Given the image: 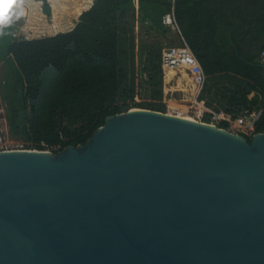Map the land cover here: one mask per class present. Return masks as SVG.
<instances>
[{
  "label": "water",
  "instance_id": "1",
  "mask_svg": "<svg viewBox=\"0 0 264 264\" xmlns=\"http://www.w3.org/2000/svg\"><path fill=\"white\" fill-rule=\"evenodd\" d=\"M0 264H264V132L132 109L0 151Z\"/></svg>",
  "mask_w": 264,
  "mask_h": 264
},
{
  "label": "trees",
  "instance_id": "2",
  "mask_svg": "<svg viewBox=\"0 0 264 264\" xmlns=\"http://www.w3.org/2000/svg\"><path fill=\"white\" fill-rule=\"evenodd\" d=\"M36 1L50 17L48 1ZM136 1L137 8L135 0H95L69 31L52 36L0 37L5 119L23 149L55 154L84 145L107 117L140 106L139 88L149 99L144 109L167 113L160 57L168 46L156 38L171 28L202 69V94L214 100L206 105L233 118L261 111L255 132H264V0ZM134 23L145 36L138 45Z\"/></svg>",
  "mask_w": 264,
  "mask_h": 264
},
{
  "label": "rangeland",
  "instance_id": "3",
  "mask_svg": "<svg viewBox=\"0 0 264 264\" xmlns=\"http://www.w3.org/2000/svg\"><path fill=\"white\" fill-rule=\"evenodd\" d=\"M47 1L51 10L50 17H47L42 13L41 2L28 0L26 4V0H21V2L25 3V6L27 7V13L26 10L19 5V8L15 13L24 17L15 16V14L12 13L9 22L4 27H0V37L5 38L7 41H15L22 38H40L44 36H51L59 32H67V30L74 26V23L78 21L84 12L91 9L88 7L92 2V0ZM16 4L17 1L13 0L14 7ZM134 32L137 35L135 44L138 45L137 41L141 38H143L144 41L145 36L144 33H141L142 31L137 23H134ZM139 33L140 35L138 37ZM156 39L159 41L162 47H169L170 39L173 40L175 45L179 43V40L173 31H171L166 38L157 36ZM153 40V37L149 38V41ZM4 75L5 67L0 61V82L3 80ZM177 77L178 78H176L177 81L175 83H170L169 88L171 91L165 97L166 112L167 114L185 117L188 113L192 112L189 110L188 106L190 105L189 103L193 102L194 89L189 86L187 80L183 79L181 75ZM145 95L146 92L143 90V88H139L138 95L134 98V102L140 104V106H137L135 109H144L142 104L149 102V99L146 98ZM199 99V101L205 105L207 103L206 101H210L207 97H200ZM5 112L6 107L0 89V151L22 150L28 144L24 142L19 136H14L10 132L5 119Z\"/></svg>",
  "mask_w": 264,
  "mask_h": 264
},
{
  "label": "built area",
  "instance_id": "4",
  "mask_svg": "<svg viewBox=\"0 0 264 264\" xmlns=\"http://www.w3.org/2000/svg\"><path fill=\"white\" fill-rule=\"evenodd\" d=\"M165 23H172V15L166 17ZM160 67L163 84L169 83L172 78H178L177 76L181 75L183 79L187 80L189 86L194 89L193 102L189 103L190 105L188 106L189 110L193 112V116L188 118L238 134L244 138H252L257 134L255 132V124L260 117L261 111L252 110L233 118V115L223 111H214L199 101L205 76L184 41H179L177 45L162 50ZM163 92L167 94L164 89ZM162 103L165 104V99L162 100ZM205 115L207 116L206 118H204ZM222 126L226 128H222Z\"/></svg>",
  "mask_w": 264,
  "mask_h": 264
},
{
  "label": "crops",
  "instance_id": "5",
  "mask_svg": "<svg viewBox=\"0 0 264 264\" xmlns=\"http://www.w3.org/2000/svg\"><path fill=\"white\" fill-rule=\"evenodd\" d=\"M17 1V3L20 5V6H22L25 10H26V13H27V7L25 6V3H22L21 2V0H16ZM36 1V0H35ZM94 1L95 0H92V2L90 3V6L88 7L89 9L90 8H92V6L94 5ZM3 2V0L1 1L0 0V3H2ZM27 2H28V0H26V4H27ZM135 7L137 8V1L135 0ZM87 8V9H88ZM86 9V10H87ZM14 14H15V16H19V17H24V16H20V15H17L15 12H13ZM25 16H26V14H25ZM166 20V19H165ZM167 25H170V24H167ZM70 30V29H69ZM69 30H67V31H69ZM171 31H173L175 34H176V37L178 38V40L180 39V41H183L182 40V38H179V32L177 31V30H174V28H171ZM59 33H61V32H59ZM53 35H55V34H53ZM52 36V35H51ZM167 48V47H166ZM189 48V47H188ZM262 57H263V54H262ZM172 80V81H171ZM170 80V82L169 83H164L163 84V89L166 91V93L168 94L170 91H171V89L169 88V86H170V83L172 82V83H175L176 81H177V79L176 78H172ZM164 93V92H163ZM165 94V93H164ZM167 94H165V96H164V99H165V97H166V95ZM200 97H206V96H204L203 94H202V90H201V94H200ZM207 98H209L208 100H210V101H206V102H212V104H214V100L213 99H211L209 96H207ZM200 100V99H199ZM208 107V106H207ZM208 108H210V107H208ZM211 109L212 110H214L212 107H211ZM215 111V110H214Z\"/></svg>",
  "mask_w": 264,
  "mask_h": 264
},
{
  "label": "clouds",
  "instance_id": "6",
  "mask_svg": "<svg viewBox=\"0 0 264 264\" xmlns=\"http://www.w3.org/2000/svg\"><path fill=\"white\" fill-rule=\"evenodd\" d=\"M18 8V3L15 7L13 6V0H3L0 3V27H4L9 22L12 13L16 12Z\"/></svg>",
  "mask_w": 264,
  "mask_h": 264
},
{
  "label": "bare ground",
  "instance_id": "7",
  "mask_svg": "<svg viewBox=\"0 0 264 264\" xmlns=\"http://www.w3.org/2000/svg\"><path fill=\"white\" fill-rule=\"evenodd\" d=\"M134 110V109H133Z\"/></svg>",
  "mask_w": 264,
  "mask_h": 264
}]
</instances>
